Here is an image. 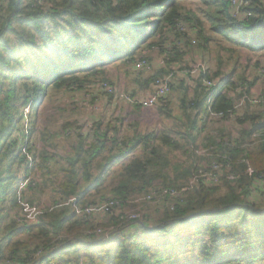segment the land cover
Returning <instances> with one entry per match:
<instances>
[{"label": "trees", "instance_id": "obj_1", "mask_svg": "<svg viewBox=\"0 0 264 264\" xmlns=\"http://www.w3.org/2000/svg\"><path fill=\"white\" fill-rule=\"evenodd\" d=\"M198 1L206 7L212 31L228 43L264 50V2L246 0L241 11L248 18L239 19L231 15L230 0ZM185 2L9 0V14L0 24V264H264V124L244 131L243 140L230 134L217 142V136L205 133L212 120L225 121L230 114L240 124L252 119L246 99L250 89L239 94L240 107L218 93L223 81L229 91L237 86L231 74L224 78L222 61L215 72L201 70L192 94L172 82V91L158 102L171 119L169 97L182 95L181 114L173 118L179 130L186 126L185 144L175 141L171 130L161 136L155 130L124 136L125 118L105 116L119 94L107 66L120 61L132 70L134 90L128 92L134 98L159 78L193 69L185 62L193 50L210 52L205 21ZM191 30L196 36H189ZM205 79L217 86L207 88ZM91 86L97 100L110 106L92 123L62 127L60 134L76 140L72 156L59 167L62 180L54 182L55 156L35 152L38 111L57 95ZM141 110L132 107L131 115L141 116ZM181 131L176 135L183 137ZM48 132L40 133L43 143ZM201 147L222 172L213 171L209 184H196L188 199L174 198L170 192L182 190L201 169L196 164ZM176 151L183 157L179 165L170 160ZM212 162L204 170L210 171ZM110 176H116L115 202L163 196L155 201L158 216L133 223L122 220L114 207L112 213L90 216L79 210L98 207L92 199ZM49 183L59 203L71 204L46 210L37 222L27 215L20 221L17 211L38 208ZM105 216L109 220L100 222ZM98 229L105 233L97 234Z\"/></svg>", "mask_w": 264, "mask_h": 264}, {"label": "rangeland", "instance_id": "obj_2", "mask_svg": "<svg viewBox=\"0 0 264 264\" xmlns=\"http://www.w3.org/2000/svg\"><path fill=\"white\" fill-rule=\"evenodd\" d=\"M1 7H0V24H2L6 19L4 17L5 14H9V0H0ZM186 5L192 9L195 10L204 20L206 24V29H209V33L213 34V41L210 43L212 49H215L216 46H214V42L217 41H225V38L220 37L218 33H214V31H211L212 29L206 7L201 3V1L198 0H186ZM8 6V7H7ZM8 8V10H7ZM6 10V12H4ZM222 42V43H225ZM228 54H226V57ZM244 58V56H242ZM200 61V60H199ZM200 66V71L202 69L207 68V64H204V61H200L199 63L195 64V67ZM108 67V75L111 78L110 83L113 84L119 94L118 99L116 100V104L111 110L109 108V111L107 112V116L109 118H119L124 119L123 124V132L122 134L124 136H131L132 134L136 133L138 131L142 134H147L151 130L157 131V133L161 136L164 132H167L169 130L174 129V116H178L181 114L180 107H177V103L174 104L172 102V118L168 119L165 114L161 113L158 109V104L152 107H144L141 106L138 101L135 103H132L130 100H133L129 96V92H133V84L131 80L133 79V75L130 73L132 70H130L128 67L123 65L122 62L117 61ZM108 84V87L111 86V84ZM97 86V85H96ZM95 86V87H96ZM90 87V86H88ZM91 86V88H88L85 92L81 91H74V92H66L62 93L60 96L54 97L51 101H46L39 109L38 111V118H37V129L35 132L34 142L36 145V154L47 152L52 156H55V161H52L53 167L52 172L55 173L51 178L54 182H59L60 176L62 180V174H59V167L61 164H64L68 158L72 156V146L75 142L74 137H68L67 135L60 134L62 133V127L65 124H69L74 122L77 123L79 126L86 125L87 123L94 122L96 120V116H100V109L102 107H108L110 106L107 102L103 103V101L97 100L98 91L96 88ZM221 88V87H220ZM129 91V92H128ZM221 89L218 93H220ZM151 94L150 90L146 91H138L135 97V100H141L142 98L148 97ZM178 93H175L172 95V97H169L172 101H174V98H177ZM176 95V96H175ZM62 100V101H61ZM114 103V102H113ZM161 103V102H160ZM162 105V104H159ZM135 106H140L142 108V113L140 112L141 116L136 115L135 117H131V107L135 109ZM100 107V108H98ZM171 107V105H170ZM230 118H236L232 114H230ZM95 119V120H94ZM142 120V122H141ZM113 123L116 126H119L120 124L117 121H113ZM225 121L221 120H212L210 125V129L212 132L218 133L222 130V125H224ZM138 124V125H137ZM137 125V126H136ZM49 128L48 132V143H43L41 139V132H45V129ZM57 135L59 136H56ZM53 134V137L51 139V135ZM232 140V139H230ZM185 144V143H183ZM207 148L201 147V149L198 151V154L205 157H200L199 155L196 156L197 163L201 164V169L197 170L193 175L192 178L189 180V184L182 188V190L177 191L178 193L174 194V197L188 199L190 196L192 190L195 188V185L199 182L207 181L209 184V179H203V177L200 176V171H203L205 168H207L208 164L212 162L213 158H210L212 156L211 153H208ZM180 151H176L173 154L170 155V160L175 165L181 164L183 161L182 155L179 153ZM134 154V158L140 154V151H137ZM132 154L125 160V163H128L131 161ZM210 159V160H209ZM122 167V165H118L113 170H118L117 168ZM120 169V168H119ZM218 172H222L220 170V167ZM115 177L110 176L109 179L104 183L103 188L101 189V193L99 196H95V199H92L94 202L98 204V207L93 206H84L79 207V210H86L87 208H92L94 211L92 214H95L96 211L103 210L104 204L113 202L112 207L117 208L118 211H121L124 215L128 214H136L138 216L142 217L143 222L145 220H149L151 218H155L158 215V199L163 198V196L157 195L155 193L151 194V196L154 198V201L148 200V197L150 195H147L146 197H138L133 198L132 200H129L125 203H118L112 200L115 197L113 189L116 187V180ZM36 180L38 182L41 181L40 177H37ZM159 189L162 188V186H158ZM57 202V203H56ZM163 202V201H162ZM161 202V203H162ZM69 206L71 202H67L65 200L61 201L59 203V196L57 193H55L53 186L49 183L48 186L44 188V193L42 195V200L40 203V206L38 208H31L26 207V210H19L13 211V213H16V215L19 214V220L23 221V217L26 216L28 220L30 218L35 217V222L38 221L39 217L45 213L46 210H52L57 205H64ZM27 206V205H25ZM36 210V211H35ZM39 210H43V212H40ZM23 213H21V212ZM99 214H102L101 212ZM88 215V214H87ZM91 215V214H90ZM88 215V216H90ZM80 217V216H79ZM109 216L102 217L100 222L104 220V222H107L109 220ZM26 239V238H24ZM30 241V240H29Z\"/></svg>", "mask_w": 264, "mask_h": 264}, {"label": "crops", "instance_id": "obj_3", "mask_svg": "<svg viewBox=\"0 0 264 264\" xmlns=\"http://www.w3.org/2000/svg\"><path fill=\"white\" fill-rule=\"evenodd\" d=\"M187 8L189 7L187 6ZM193 11L197 13L195 10ZM198 16L200 15L198 14ZM206 33L212 42L214 40L213 34L209 33V29H206ZM214 33H217V32L214 31ZM189 36L190 37L196 36V32L194 30H191ZM220 37H223V36H220ZM222 42H225V41L220 40V41H217L216 43L214 42L213 44L214 46H216V48L212 49V47H210L209 48L210 52L208 51L205 52L200 49L193 50L191 56L185 58V62H188L193 67L195 64L199 63L200 61H204V64H207L206 69H209L211 72H215L217 70L218 62L222 61V70H224V78H226L227 75L231 74L233 76L232 81H234L237 84V86L234 87V90L229 91L228 89H226L228 87L227 84L225 83V81H223L220 83L218 87L219 88L221 87L220 93L228 94L229 98L234 100L235 104L237 103L239 105V103L241 102L240 98L238 97L239 94H241L243 90L248 91L250 89V94L248 97H246L250 103L249 107L247 108L248 110L247 112L252 116V119L250 120V122L240 124L236 121L235 118H231V119L225 120L224 125H222V130L219 131L218 133L214 134V132H212L210 129V125L208 129L205 131V133L207 135L209 134L211 137L217 136L218 137L217 142H219L220 139L223 137L225 139H229L228 136L230 134H232L234 138H241V140H243L246 138L245 134H243L244 131H249L252 129V127L257 128L261 126V124H264V104L259 105V104L254 103V98L258 96L264 97V76H263L264 73L263 71H262L263 75L260 76L261 69L264 68V50L260 52H251L247 50L246 48H239V47L233 46L232 44L228 42H225V43H222ZM226 54H228L227 55L228 57H226ZM242 56H244V58H242ZM157 68H160V66H158ZM172 74L174 75V73ZM259 76L260 78L256 81V77H259ZM172 82H173V85L175 86L187 87L190 94H192L193 89L195 87L194 78L191 76H187L185 73L180 72V71L176 72V75L172 76ZM182 98H183L182 95H178V97L174 98V101L172 102L174 104L177 103L176 104L177 107H181V103L183 101ZM102 101L104 103V100ZM115 102L116 100H114V103L111 102V106H110L111 110L115 106L116 104ZM104 108L105 107H102L100 109V116H96V120L101 117V113L103 112ZM131 111H132V107H131ZM243 112L240 111V113L242 114ZM105 116L109 118L107 116V112ZM130 116L135 117V114L130 115ZM182 126H183V130L181 131L178 129V126L174 124V129L171 130L172 138L175 141L182 140V143H185L183 140L187 139L185 135L186 132L184 131L186 126L184 124H182ZM177 131H181L182 133H184V136L183 137L179 135L177 136L176 135ZM190 132L191 131H189V133ZM140 153H141V150H140ZM133 158H134V154H132L131 160Z\"/></svg>", "mask_w": 264, "mask_h": 264}, {"label": "built area", "instance_id": "obj_4", "mask_svg": "<svg viewBox=\"0 0 264 264\" xmlns=\"http://www.w3.org/2000/svg\"><path fill=\"white\" fill-rule=\"evenodd\" d=\"M261 2H264V0H259ZM247 4V1L246 0H230V11H231V15L234 17V18H239V19H246L248 18V14H246L245 12L243 13L241 10H242V7L244 5ZM0 7H1V2H0ZM4 12H6V10H4ZM250 16V15H249ZM180 28H182V26H179ZM200 66H197V67H194L193 69L191 70H186L185 71V74L187 76H191L193 78H196L198 75H199V71H200ZM264 73V71H263ZM205 85L207 88H211L212 86H217V83L215 80H207L205 79ZM106 88H108V86H106ZM151 91V94L148 96V97H145V98H142L141 100H135V97L132 98L133 100H130L132 103H135L138 101V103L141 105V106H144V107H152V106H155L158 104L159 100L162 99V98H165L171 91H172V76H168V77H162V78H159L155 84L152 86V89H150ZM131 98V97H130ZM247 99V98H246ZM245 103V101H244ZM243 103V105H244ZM254 103L255 104H262L264 103V99L260 96L254 98ZM241 106V103L239 104V107ZM220 167V164L217 163V162H212L211 163V168H210V171H206V170H203V171H200V176L203 177V179H209L213 176V171H216L218 170ZM175 193H178L177 191L173 190L170 192V195L174 197V194ZM175 198V197H174ZM154 199L152 196H149L148 197V200H152ZM160 199H158L159 201ZM113 205V202L109 203L108 205H105L104 208H103V212H107V213H112V207ZM94 210L92 208H87L85 210V213L90 215L92 214ZM139 215V214H138ZM136 214H128V215H120V218L122 220H128V221H131L133 223L135 222H140L141 221V216H138ZM20 217V216H19ZM35 217L33 216V218H30L31 221H34ZM141 223V222H140ZM184 230V229H182ZM105 231L103 229H98L97 230V234H104ZM106 236H108V234H106Z\"/></svg>", "mask_w": 264, "mask_h": 264}]
</instances>
